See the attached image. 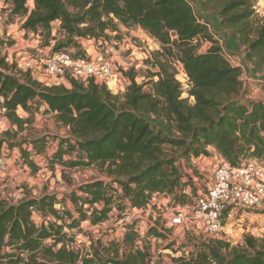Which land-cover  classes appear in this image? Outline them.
<instances>
[{
	"label": "trees",
	"instance_id": "trees-1",
	"mask_svg": "<svg viewBox=\"0 0 264 264\" xmlns=\"http://www.w3.org/2000/svg\"><path fill=\"white\" fill-rule=\"evenodd\" d=\"M30 1L4 0L11 5L12 18H26V34H40L45 40L52 35V24L59 22L65 40L54 46L56 52L80 48V39L103 45L120 40L121 26L141 29L161 51L145 59L151 71L145 84H138L133 69L124 73L129 85L118 97L93 82L45 86L7 62L8 55L0 49V110L11 125L23 130L47 105L45 112L55 114L70 133L54 140L58 145L49 168L95 167L109 180L83 185L63 199L56 194L17 204L0 199V264H148V250L132 249L139 237L134 225L127 228L124 244L130 250L124 253L119 246L101 245L83 257L71 248V232L81 231L85 223L102 225L116 210L123 213L124 206L145 210L155 196L185 204L188 186L169 150L191 160L212 148L234 167L249 158L264 161V102L246 94L242 70L233 68L218 47L199 52L194 39L212 41V36L184 0H32V8ZM199 1L206 11H216L220 29L246 49L253 69L264 72V20L255 15V0ZM171 58L182 62L191 83L186 99ZM20 109L28 118L19 116ZM50 141L43 135L21 150L34 174L40 168L33 156L43 154ZM68 199L75 213L66 208ZM35 214L44 217L41 224L34 221ZM146 237L165 238L156 226ZM204 250L194 264H264V240L252 236L238 247L212 239Z\"/></svg>",
	"mask_w": 264,
	"mask_h": 264
},
{
	"label": "rangeland",
	"instance_id": "rangeland-1",
	"mask_svg": "<svg viewBox=\"0 0 264 264\" xmlns=\"http://www.w3.org/2000/svg\"><path fill=\"white\" fill-rule=\"evenodd\" d=\"M7 6L8 4L6 5L4 3L0 12V45L1 43L8 42V47L11 48L12 45L16 44L12 39V37H14L12 32L19 36L20 39L22 35H18V33L23 30L21 21L12 18L11 14L8 17H5L4 12H6ZM254 10L258 19L264 20V0H255ZM215 12V10H208V13L212 15L210 16L209 21L210 23L217 24L218 30H221L219 26L220 18L217 17ZM56 28L57 27L54 26L52 27V30ZM121 34H124V32ZM229 34H227L229 50L238 51V42L232 35L229 38ZM30 35L33 34L30 33ZM63 35V33H57V38L59 40L55 46L59 41L60 44L65 40ZM25 36H27L26 32ZM35 37L38 38L39 41L40 38L42 39V42L38 44V47H35V50L39 52L37 55L42 51L43 53L55 51L51 46L52 40L50 39L52 35L45 40H43L40 34H35L32 39L28 38V36L22 38L25 41H28L30 39H36ZM122 37L123 35L120 39ZM85 47L89 48L91 45L86 43ZM147 48L150 53L157 52V49H154L153 46L152 50L155 51H150V47ZM97 49L100 48L97 47ZM67 50H71L77 55H83L85 53L75 47L68 48ZM242 50L245 49L243 48ZM91 51V53L94 52L93 49H91ZM143 52L144 51H141V53ZM147 55L148 53L146 52V55L137 54L136 57H133L134 64L138 66V70L133 71L137 74V82L140 85L145 84L149 80L151 74L149 69L150 65L145 63ZM126 57L128 56L125 55V58ZM261 76L264 77L263 71L258 72L251 67L249 76L245 77L242 81L247 95L249 94L251 96L256 90L264 91V81L261 80V78H263ZM246 78H248V80ZM66 85H68V88H71L70 84L66 83ZM149 88L150 87H146L145 91L148 92ZM186 92L187 91L185 90L183 99L188 98ZM191 103L193 104V100H191ZM20 116H23L24 118V112L21 111ZM7 132H11V134L7 135ZM43 135H47L52 141L59 138H67L70 136V133L66 127L57 122L55 116L41 113H38L33 122L26 125L23 130H19L17 126H12L8 119L4 127L0 129V154H3L8 158L10 162L9 167L12 168V171L14 172L11 176H8L7 173L5 175L6 177H0V199H5L12 204H17L28 197L38 199L44 195L54 194H56L59 199H63L65 196L68 197L73 191L78 190L79 187L91 182L97 180H105L106 182H109L102 170L95 167L85 170H63L62 167L57 166L55 171H52L49 168L48 158H45L47 156L37 158L38 163H44L43 166L40 167V171L37 174H34L32 169L25 166L21 150L22 148L27 147V142L30 139ZM207 152L208 155H204L200 160L196 161L195 165H193V157L191 160H187L179 151L169 150V155H171V157L177 162V166L182 175V182L188 186L187 193L189 195L185 200V203L194 198L199 189H204L208 182V174L206 171L209 172L211 170L212 166L216 163V160H213L211 150H207ZM68 158L69 157H66V159ZM35 159L36 158L34 157V160ZM197 165H200V168L203 167V172L194 168V166ZM170 202L171 199L165 200L163 197L155 196L151 205L145 210H133L124 206L123 213L116 210L114 215H111L110 220L102 225L93 227L91 224L85 223L83 224L81 231L75 230L71 232L72 235L70 237L73 238L71 248L78 251L83 257L89 254V252H92L93 247L97 248L101 245L107 247L111 245L119 246L121 248V253H124L125 251L130 250L129 246H125L124 244L125 236L128 233L127 228L130 225H134L135 231L139 237L132 249L135 250L136 247H142L144 250H148V264H194L196 258L205 252L204 246L210 240L216 238H207L198 225L194 223L186 222L181 227H171L169 214L172 209V202ZM66 208L75 213V206L69 201V199ZM57 209L61 210L63 209V206L58 205ZM33 219L37 224H41L44 221V217L39 214H35ZM257 219L261 222H257ZM152 226H156L165 238L152 239L146 237L148 230ZM260 230L263 231L260 232ZM256 231L260 233L259 237H255L264 240V213L255 212L249 216L244 225L237 228L229 240L224 241L229 242L232 247L242 246L245 244L246 237H254L253 234L257 235ZM50 243L51 241L47 244Z\"/></svg>",
	"mask_w": 264,
	"mask_h": 264
},
{
	"label": "built area",
	"instance_id": "built-area-1",
	"mask_svg": "<svg viewBox=\"0 0 264 264\" xmlns=\"http://www.w3.org/2000/svg\"><path fill=\"white\" fill-rule=\"evenodd\" d=\"M184 1L189 4L197 20L207 24L208 31L212 36V41L198 37L194 39L193 44L199 45L200 53L206 52L212 46L218 47L220 55L233 68L242 70L241 80L243 81L245 77L249 76L252 67L246 59V49L240 47L238 51L229 50L227 38L229 33L216 29L215 23H210L209 18L212 15L203 8L200 1ZM1 3L4 4V0L0 1V12L3 7ZM29 5L31 8L33 7L32 0ZM11 12V5L8 4L6 12H4L5 17H8ZM15 19L21 21L23 25L26 18L18 17ZM54 26L57 28L52 30L51 46L53 48L59 40L57 33H61L59 22H54L52 27ZM33 35L35 36V34ZM112 36L114 37L115 34ZM230 36L231 34H229V38ZM122 39L123 37L120 40L114 38L105 42L104 45L95 40L80 39L79 49L82 52L80 42H94L95 55L84 53V56H78L71 50L50 51L49 53L42 51L37 55L38 51L33 53L28 48L19 52L18 61L14 60L12 64L15 63L18 69L29 72L34 80L48 87L70 84L72 80L78 81L84 86L93 82L106 86L113 95L123 96L129 85L124 73L132 69L137 71L138 66L134 64L130 49L124 45ZM173 39L175 40L177 37L174 35ZM150 40L156 42L151 37ZM40 42H42L41 38ZM156 43L158 44L157 52L161 51V45ZM0 47L2 55L9 56L8 42L0 45ZM146 47H150V51H155L152 50L150 44ZM143 48L142 46L143 55H146V52L149 55L148 48ZM243 48L245 50H242ZM125 55L128 57L125 58ZM169 61L175 79L182 85L184 93L185 90L188 92L191 83L184 65L177 58H171ZM246 79L248 80V78ZM261 80L264 81V77ZM259 101L264 102V100ZM6 121L4 112L0 110V129L4 127ZM192 160L193 165H195L198 159L193 157ZM213 160H216V163L209 172L206 171L208 182L205 188L199 189L197 195L185 204H171L169 221L171 227H181L186 222L194 223L198 225L207 238L229 240L236 228L242 227L249 216L255 212L264 213V161L247 159L239 166L234 167L217 152L213 155ZM194 168L201 172L204 170L203 167L200 170V165L194 166ZM9 169L8 158L0 154V177L6 175ZM185 193L189 195L187 191Z\"/></svg>",
	"mask_w": 264,
	"mask_h": 264
},
{
	"label": "crops",
	"instance_id": "crops-1",
	"mask_svg": "<svg viewBox=\"0 0 264 264\" xmlns=\"http://www.w3.org/2000/svg\"><path fill=\"white\" fill-rule=\"evenodd\" d=\"M1 5L3 6V3H1ZM26 20V19H25ZM25 20L23 21V23L25 22ZM215 27L216 29L218 28L217 27V24H215ZM24 31H21L18 33V35H22L19 39V36H17L15 33L12 32L13 34V39L14 41L16 42V44L12 45V47L10 48L9 50V56H8V62L12 64V62L14 60H17L19 59V52H22V51H25L26 49L30 48V50L35 53L37 52V50H35L36 48L35 47H38V44L40 43V41L38 40V38L36 39H32V37H34V35H30V34H27L28 38H31L30 40L28 41H25L23 38L27 37L25 36V32L23 34ZM120 32L124 34H121L123 35V43L124 45L130 49V53L132 54L133 57H136L137 54H142L141 51H142V46L144 47L143 49H146L149 44L154 47V49H157V43L150 40V36L145 33L144 31H142L141 29L139 28H125V27H120ZM24 35V36H23ZM23 37V38H22ZM22 38V39H21ZM19 39V40H18ZM37 40V41H36ZM86 43H88L89 45H91V47L89 48H86L85 45ZM36 44V45H35ZM81 44V49L87 54H92V55H95V53H91V49L95 50V46H93L94 42H90V41H82L80 42ZM146 47V48H145ZM240 47H242L239 43H237V48L240 49ZM96 52V51H95ZM134 60V58H133ZM254 95H257V96H254ZM251 99H254V100H264V91H260V90H256L254 92V94H252L251 96ZM47 105H43L41 107V109L39 110L38 113H41V114H48L46 113L45 111L47 110ZM24 112L22 109L19 110V116H20V112ZM36 113L35 116L38 114ZM25 117L24 118H28V114L25 113ZM49 115H53L55 116V114H49ZM23 118V116H20ZM39 137H42V136H39ZM38 137V138H39ZM37 138V137H35ZM34 139V138H32ZM31 140V139H30ZM57 145H58V142L52 140L49 142V144H47V147L45 148L44 152L42 155H38V156H33V160H34V157L36 158L34 160V162L36 163V165L40 168L43 166V163L44 162H41V163H38V157H41V156H47L45 158H48L47 160L49 161L51 159V156L52 154L56 151L57 149ZM208 150H211L212 151V154L214 155L216 152L214 149L210 148ZM43 159V157H42ZM201 158H198V160H200ZM10 163V162H9ZM61 167V166H60ZM63 168V167H62ZM202 168H200L201 170ZM64 170V168H63ZM40 171V170H39ZM12 174H14V172L12 171V168L9 169V172H8V176H11ZM5 176V175H4ZM4 176H2L4 178ZM6 177V176H5ZM257 222H261L260 220H256ZM237 229V228H236ZM263 231V230H260V232ZM257 232V231H256ZM260 232H257V235L256 234H253L254 238L258 239L257 237L255 236H258L259 237V233Z\"/></svg>",
	"mask_w": 264,
	"mask_h": 264
}]
</instances>
